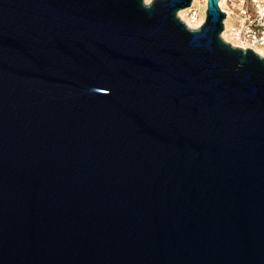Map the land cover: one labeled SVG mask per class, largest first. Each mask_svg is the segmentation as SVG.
<instances>
[{
	"label": "water",
	"instance_id": "95a60500",
	"mask_svg": "<svg viewBox=\"0 0 264 264\" xmlns=\"http://www.w3.org/2000/svg\"><path fill=\"white\" fill-rule=\"evenodd\" d=\"M192 2L0 0V264H264V57Z\"/></svg>",
	"mask_w": 264,
	"mask_h": 264
},
{
	"label": "built area",
	"instance_id": "2783aa9c",
	"mask_svg": "<svg viewBox=\"0 0 264 264\" xmlns=\"http://www.w3.org/2000/svg\"><path fill=\"white\" fill-rule=\"evenodd\" d=\"M218 5L226 13L221 35L223 37L226 33L230 41L223 39L235 47L250 48L264 57L261 55L264 54V0H219ZM207 9L208 0H193L192 5L183 10L185 18L193 25L200 19H203L202 24L205 22Z\"/></svg>",
	"mask_w": 264,
	"mask_h": 264
},
{
	"label": "bare ground",
	"instance_id": "6f19581e",
	"mask_svg": "<svg viewBox=\"0 0 264 264\" xmlns=\"http://www.w3.org/2000/svg\"><path fill=\"white\" fill-rule=\"evenodd\" d=\"M150 1H151V0H146L147 3H149ZM184 13H185V10H181V11L179 12V16L182 18L183 21H185V23H186L190 28H192V29H197V28H199V27L201 26V24H202V22H203V19H200V20L197 22V24H193V25H192L191 22H190L188 19L185 18ZM223 37H224V39H226L227 41H230V40L228 39L226 33L223 34ZM260 53H261V52H260ZM261 55H264V54L261 53Z\"/></svg>",
	"mask_w": 264,
	"mask_h": 264
}]
</instances>
